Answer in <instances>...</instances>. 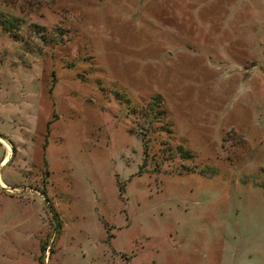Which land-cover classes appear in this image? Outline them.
Instances as JSON below:
<instances>
[{"label":"rangeland","instance_id":"obj_1","mask_svg":"<svg viewBox=\"0 0 264 264\" xmlns=\"http://www.w3.org/2000/svg\"><path fill=\"white\" fill-rule=\"evenodd\" d=\"M0 264H264V0H0Z\"/></svg>","mask_w":264,"mask_h":264},{"label":"crops","instance_id":"obj_2","mask_svg":"<svg viewBox=\"0 0 264 264\" xmlns=\"http://www.w3.org/2000/svg\"><path fill=\"white\" fill-rule=\"evenodd\" d=\"M1 140V139H0Z\"/></svg>","mask_w":264,"mask_h":264}]
</instances>
